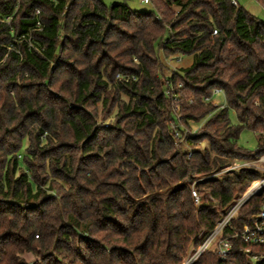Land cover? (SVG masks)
Returning <instances> with one entry per match:
<instances>
[{"label": "trees", "instance_id": "obj_1", "mask_svg": "<svg viewBox=\"0 0 264 264\" xmlns=\"http://www.w3.org/2000/svg\"><path fill=\"white\" fill-rule=\"evenodd\" d=\"M150 2L0 0V264H182L264 178L214 177L264 158V22L232 0ZM263 206L264 189L223 229L229 254L195 264H264L235 237Z\"/></svg>", "mask_w": 264, "mask_h": 264}, {"label": "built area", "instance_id": "obj_2", "mask_svg": "<svg viewBox=\"0 0 264 264\" xmlns=\"http://www.w3.org/2000/svg\"><path fill=\"white\" fill-rule=\"evenodd\" d=\"M143 4H151L150 0H141ZM233 4H236L235 0H232ZM11 18H7V22L10 21ZM3 22V21H1ZM40 23L37 24V28H40ZM217 32L215 31L214 34ZM118 79H122L120 75L117 76ZM126 82L129 81L128 78L125 79ZM217 95L221 93V91H214ZM169 95V93H168ZM176 135L180 136V133L176 131ZM261 163L263 165L264 158H261L257 162H246L239 166L229 167V171L233 174L234 171L239 170L241 168H249L254 167ZM228 169V168H227ZM264 189V178L254 181L246 193L237 201V203L226 213L225 217L220 221L215 230L205 239V241L195 250L190 252L187 258L183 261L182 264H195L206 252H216L221 260H223L231 251L232 248V238L231 236L222 237V231L225 227H227L231 220L234 219L238 213V211L254 196L259 195ZM192 196L194 198L196 206H200L201 199L194 187L192 188ZM249 220L252 221L251 225H246L243 230L236 234L235 237H240L244 243L248 245H261L264 246V206L261 208L260 212L254 216H251ZM260 257L253 256L252 260L257 261Z\"/></svg>", "mask_w": 264, "mask_h": 264}, {"label": "rangeland", "instance_id": "obj_3", "mask_svg": "<svg viewBox=\"0 0 264 264\" xmlns=\"http://www.w3.org/2000/svg\"><path fill=\"white\" fill-rule=\"evenodd\" d=\"M101 1L107 6L117 4V3L126 2L130 6L131 9H133L134 11H138V12L149 11L153 8L152 4L145 5L142 3L141 0H101ZM236 1L238 2V4L240 6L245 8L252 16H254V17H256V18H258L264 22V9L255 0H236ZM191 63H192V58L187 57V56H179L176 60H170L169 59L166 62L167 66H169L171 68V70H173V71H178L180 68H187ZM213 94H215V93H213ZM211 104L218 109L225 108L227 106V102H226L224 94L221 92V93H218L217 95H213V99L211 101ZM177 113H178L179 121H182V116L180 115V112H177ZM229 117H230L231 123L233 125L238 124L237 117L232 110L229 111ZM203 124H204V121L199 122V123L194 122L192 120L189 121L188 127L184 128L185 135L187 134V135L192 136V137L197 136L199 134L201 128L203 127ZM185 135L180 134V136H177V137L180 139L179 142L181 144L185 145V147H187L188 150H191L193 148H195L196 150L207 149V150H209V152L212 153V149L208 145L207 141H203L200 144H198L197 146H192V144H189L186 141ZM186 143H188V144H186ZM238 143L241 147H243L247 150H250V151H254L257 148L256 135L253 132L245 129L240 134L239 139H238ZM241 164H243V163L235 162L232 164L231 167L239 166ZM254 167L257 169H263V165L261 163L254 165ZM226 170H229V168ZM226 170H224L223 172H221L218 175H215L214 177L219 178L221 176H226L227 174L231 176L232 173L229 171H226ZM236 171H234V172H236ZM209 178H212V177H209ZM203 180H205V179L202 178L198 181H203ZM193 186H194V184H193ZM197 207H199V206H197ZM26 259L28 262H32V260L29 257Z\"/></svg>", "mask_w": 264, "mask_h": 264}, {"label": "clouds", "instance_id": "obj_4", "mask_svg": "<svg viewBox=\"0 0 264 264\" xmlns=\"http://www.w3.org/2000/svg\"><path fill=\"white\" fill-rule=\"evenodd\" d=\"M125 171H128L127 169H125ZM130 174V173H129Z\"/></svg>", "mask_w": 264, "mask_h": 264}]
</instances>
